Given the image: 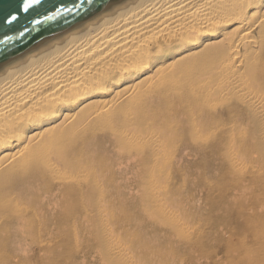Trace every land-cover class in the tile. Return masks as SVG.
<instances>
[{
	"label": "bare ground",
	"instance_id": "obj_1",
	"mask_svg": "<svg viewBox=\"0 0 264 264\" xmlns=\"http://www.w3.org/2000/svg\"><path fill=\"white\" fill-rule=\"evenodd\" d=\"M197 169L256 190L239 233L184 227ZM0 264H264V0H124L0 67Z\"/></svg>",
	"mask_w": 264,
	"mask_h": 264
},
{
	"label": "water",
	"instance_id": "obj_2",
	"mask_svg": "<svg viewBox=\"0 0 264 264\" xmlns=\"http://www.w3.org/2000/svg\"><path fill=\"white\" fill-rule=\"evenodd\" d=\"M122 1L40 0L23 12L26 0H0V67Z\"/></svg>",
	"mask_w": 264,
	"mask_h": 264
},
{
	"label": "rangeland",
	"instance_id": "obj_3",
	"mask_svg": "<svg viewBox=\"0 0 264 264\" xmlns=\"http://www.w3.org/2000/svg\"><path fill=\"white\" fill-rule=\"evenodd\" d=\"M247 162L248 164H246ZM246 163H245V166L247 168H250L251 165H249L250 163L248 160L246 161ZM199 170L200 169H197V171L195 172V180L193 179L194 181L192 180L191 182L187 183L185 187H180V186H178V188L175 187V190L177 189L176 191L179 197L181 198V201L183 202L182 203L183 207L180 206L181 211H185V213L190 212V214L191 213L194 214V216L188 215L192 217V219L188 221L187 226H184V227H187V229H191V231L196 230L197 228L199 229L202 228L201 232L200 230L197 229L199 234L198 235L196 234V236H199L200 234L208 232L207 222L209 223L211 222L212 224H216L217 226H220L222 224L220 228H222V226L223 228L225 227L223 224L227 225L230 223L232 224L231 228L233 229V231H237L235 233H239L238 231H241L243 228L237 229V224L242 221L238 220L236 215L240 213L239 211L240 207L245 205V202L247 200H250V197L253 198L254 196L253 193H255L256 190L247 189V191L242 193L244 196L240 198L241 200L229 199V197H231L229 195L231 194V191H228L229 184L226 183V186L228 187L225 189H222L220 188L218 183L223 182L224 180H227V181L231 180V177H232L231 173H227L226 176L222 177L219 173H216L215 170H212V172H209L208 170H203V169L200 171ZM252 183H253L252 180H250V182L245 181L244 186L249 187L248 184H250V188H255L256 187L255 184L254 183L252 184ZM213 186L215 187L217 186V187L213 188ZM246 197L248 199H246ZM206 200H209L210 202H207ZM243 200H245V202ZM225 203H229L227 210L225 209ZM133 210L136 211V209H133ZM256 211L259 212L258 207L256 208ZM243 223H245V221H243ZM147 228L150 229V225H147ZM214 229L217 230L216 228ZM150 230H155V228L151 227ZM218 230H221V229H218ZM218 233H222V232L219 231ZM127 243H128V240H127Z\"/></svg>",
	"mask_w": 264,
	"mask_h": 264
},
{
	"label": "snow or ice",
	"instance_id": "obj_4",
	"mask_svg": "<svg viewBox=\"0 0 264 264\" xmlns=\"http://www.w3.org/2000/svg\"><path fill=\"white\" fill-rule=\"evenodd\" d=\"M39 2H40V0H26V2L23 3V5H22V7H21L20 10L23 11V12H27L32 4H34V3H39ZM16 19H17V17H16L15 15H13V16L11 17V19L8 20L7 22H8V23H12V21H15ZM38 22H39V21H37V23H38Z\"/></svg>",
	"mask_w": 264,
	"mask_h": 264
}]
</instances>
